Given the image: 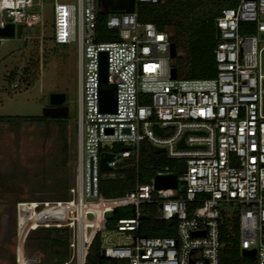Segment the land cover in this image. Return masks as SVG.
<instances>
[{"label": "built area", "instance_id": "built-area-1", "mask_svg": "<svg viewBox=\"0 0 264 264\" xmlns=\"http://www.w3.org/2000/svg\"><path fill=\"white\" fill-rule=\"evenodd\" d=\"M131 13L106 14L104 26L115 40L96 41L99 0H53L51 37L56 45L76 46L75 157L66 201L30 202L34 227H67L70 257L61 264H84L93 238L100 237L104 258L126 264H219L220 232L235 227L238 248L254 251L253 264H264V114L261 112V55L264 50V0H236L215 19V74L204 79L170 78L169 39ZM41 0H0V27L42 25ZM37 8V9H36ZM243 25L253 33L243 32ZM105 54L107 83L115 87L114 112L98 107V60ZM16 87V84H13ZM155 129L159 130V134ZM184 163V171L155 167L149 183L135 182L123 195L104 199L101 179L124 178L136 165L141 142ZM182 142L183 146L178 147ZM118 144L117 152L102 149ZM121 149V150H120ZM102 154L108 170H100ZM121 160L124 164L119 165ZM175 174V188L154 187V177ZM232 204V216L219 210ZM144 205L156 207L173 235L137 234ZM133 217L114 220L116 209ZM112 210L111 219H103ZM155 210V208H154ZM62 213V222H41ZM91 213L92 218L86 219ZM28 216V217H29ZM27 217V219H28ZM90 226L86 235L85 228ZM37 264L38 257H26Z\"/></svg>", "mask_w": 264, "mask_h": 264}, {"label": "rangeland", "instance_id": "rangeland-1", "mask_svg": "<svg viewBox=\"0 0 264 264\" xmlns=\"http://www.w3.org/2000/svg\"><path fill=\"white\" fill-rule=\"evenodd\" d=\"M41 1L43 23L40 27H24L20 39L0 38V264H25V256L36 253L42 257V245L36 242L37 232L26 234L37 220L34 213L17 233L15 256L16 206L21 202L38 204L69 198L68 188L73 178L76 46L74 43L53 44V0ZM177 67L181 69L182 62H178ZM261 70L264 74V50ZM11 71L13 76L8 81L5 77ZM178 73L176 78L184 79ZM24 76L30 79L28 85L24 83ZM51 93L65 95L66 117L40 119L41 109L48 105ZM119 147L118 144H104L102 149L117 152ZM149 148L148 143L141 142L138 154L147 159ZM158 154L166 158L168 166L175 164L173 170L177 172L175 160L167 158L164 151ZM118 164L124 162L119 160ZM152 172H147L146 168L141 184L149 183ZM218 208L228 216L236 210L232 204H221Z\"/></svg>", "mask_w": 264, "mask_h": 264}, {"label": "trees", "instance_id": "trees-1", "mask_svg": "<svg viewBox=\"0 0 264 264\" xmlns=\"http://www.w3.org/2000/svg\"><path fill=\"white\" fill-rule=\"evenodd\" d=\"M235 2L236 0H158L154 4H138L136 6V19L140 23L149 22L158 31L167 33L169 42L174 45L175 56L172 60V67L175 69L176 75L177 70H179L178 75L183 76L184 79L211 78L215 74L213 58L217 41L215 19L222 9L233 7ZM105 18V15L96 14V41H112L116 38L113 31L105 28ZM241 30L248 33L254 32L252 26L246 25H243ZM178 62H182L181 69L177 67ZM12 76L13 72L11 71L5 79L9 81ZM23 80L26 85L30 82L26 76ZM40 119L45 118L40 116ZM150 148L152 147L150 146ZM150 148L147 159L140 153L136 165L128 162V166L123 170L125 172L124 178L101 179L99 182L100 196L104 199L121 196L133 188L135 182L140 184L144 182L143 176L146 173V168L147 172L150 173V170L153 171L155 167L168 166L166 158L159 155V151L156 152L154 148ZM170 166V170L175 172L173 170L175 164ZM68 199L57 200L66 201ZM144 207L143 210L141 208L137 234L142 237L172 236L171 225L158 219L154 207L148 205H144ZM131 217H133V213L129 208L114 211V220ZM232 228V235L229 234L228 226L221 228L219 264H253L252 257L241 255L235 227ZM31 232H37L36 242L39 243L38 245H42L40 248L42 257L38 253L34 255L39 259L37 264H61L69 259L70 230L67 227H37ZM100 245V237L96 235L89 245L84 264L125 263L101 258Z\"/></svg>", "mask_w": 264, "mask_h": 264}, {"label": "water", "instance_id": "water-1", "mask_svg": "<svg viewBox=\"0 0 264 264\" xmlns=\"http://www.w3.org/2000/svg\"><path fill=\"white\" fill-rule=\"evenodd\" d=\"M100 10L99 14L106 15L111 12H124L131 13L133 10V0H99ZM23 35V27L20 24L13 25L7 22L3 27H0V38H10L15 37L20 39ZM217 37V32H216ZM175 50L174 45L169 44V57L174 58ZM170 78H175V69L170 68ZM65 101V95L63 93H51L48 98V105L41 109V117L43 118H63L67 116V107L62 105ZM98 107L101 112H114L115 108V87L113 84L107 83L106 74V64H105V54L100 53L98 60ZM261 112L264 114V78L262 80V94H261ZM157 134L159 130L155 129ZM183 144L180 142L178 147H182ZM121 150V149H120ZM154 151H160L159 148H154ZM112 158L109 154H102L99 159L100 170H108L106 166V161ZM178 173L184 171V163L180 161L178 163ZM154 187L159 188H175L176 187V176L175 174L156 176L154 177ZM31 206L28 202L18 203L16 206V246H15V256H17V233L23 228L27 221V217L31 212ZM113 215L112 210L104 211L102 218L111 219ZM92 218L91 213L86 214V219L90 220ZM41 222H62L63 214L54 213L44 216L40 219ZM30 229L27 230L28 234ZM90 231V226L85 228L86 235ZM26 238V237H25ZM24 242V241H23ZM241 255L244 257L254 256V251L242 250ZM100 257L104 258L103 251L100 249ZM26 258V256H25Z\"/></svg>", "mask_w": 264, "mask_h": 264}, {"label": "flooded vegetation", "instance_id": "flooded-vegetation-1", "mask_svg": "<svg viewBox=\"0 0 264 264\" xmlns=\"http://www.w3.org/2000/svg\"><path fill=\"white\" fill-rule=\"evenodd\" d=\"M62 105H64V104H62ZM47 106V105H46Z\"/></svg>", "mask_w": 264, "mask_h": 264}, {"label": "clouds", "instance_id": "clouds-1", "mask_svg": "<svg viewBox=\"0 0 264 264\" xmlns=\"http://www.w3.org/2000/svg\"><path fill=\"white\" fill-rule=\"evenodd\" d=\"M29 232H30V231H29ZM29 232H28V233H29Z\"/></svg>", "mask_w": 264, "mask_h": 264}]
</instances>
